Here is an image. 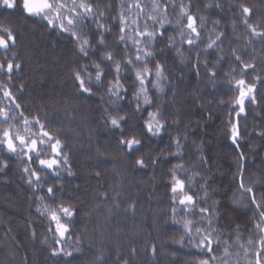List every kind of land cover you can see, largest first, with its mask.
<instances>
[{"label":"snow or ice","instance_id":"1","mask_svg":"<svg viewBox=\"0 0 264 264\" xmlns=\"http://www.w3.org/2000/svg\"><path fill=\"white\" fill-rule=\"evenodd\" d=\"M195 5L194 10L193 0H0L5 10L19 7L28 17L43 21L51 34L70 40L68 77L73 98H95L103 131L112 134L120 153L133 158L137 169L148 167L146 150L153 169L162 161L170 165L165 188L172 204L171 223L180 233L175 243L200 250L197 255L201 258L193 264H264V151H260L264 143H249L253 136L264 141V127L253 124L249 128L241 123L248 120L249 105L264 104V98H257L258 84H264V78L256 75L248 82L246 77L256 71V65L245 62L237 49H232V67L222 82L216 80L214 69L224 57L208 59L227 31H216L226 19L221 13L234 11L231 27L235 29L237 21L242 22L249 43L259 40L264 45V29L249 23L252 10L244 4L230 3L225 9L222 0H195ZM203 13L219 17L211 21L215 35L209 34L207 39L203 33L208 18ZM17 44L18 36L11 28L0 29V52L4 53L0 59L7 61L0 62V75L8 77L0 82V125H6L0 127V177L8 176L15 161L28 190L25 234L34 247L39 241L46 260L87 264L83 237L72 228L79 209L71 203H58L63 199V184L58 181L64 175H74L70 154L64 150L68 145L58 130L50 127L47 114L42 117L37 110L35 115H26L28 110L20 102L26 85L13 84L17 72L23 71V63L16 62L20 56ZM168 53L180 69L179 75L169 67ZM201 69L208 74L205 88L211 84L215 93L224 83V95L229 97L217 99L214 95L197 106L201 112L209 110L206 120L216 118L213 112L226 116L207 137L194 134L201 127L200 121L183 123V111L176 105L185 70L194 71L199 84ZM190 95L204 99L198 87ZM219 137L231 145L226 169L210 152ZM160 141L163 145L156 151ZM96 147L95 166L99 167L105 162L100 160L105 153L100 151L104 145L99 138ZM99 177L97 172L95 178ZM217 177H228L230 194L222 190ZM10 182L0 179V183ZM241 209L251 227L222 224L225 217ZM181 213L184 218L177 219ZM3 223L0 221V226ZM38 228L44 229L43 239L38 237ZM17 239L12 237L13 242ZM22 264H28L27 255Z\"/></svg>","mask_w":264,"mask_h":264},{"label":"trees","instance_id":"2","mask_svg":"<svg viewBox=\"0 0 264 264\" xmlns=\"http://www.w3.org/2000/svg\"><path fill=\"white\" fill-rule=\"evenodd\" d=\"M222 2L225 9L230 3L249 7L252 10L249 23L259 25L258 30L264 29V0ZM195 7L193 0L194 10ZM203 14L208 18L203 33L207 39L209 34L215 35L212 32L211 21L219 17ZM233 14L234 11L221 13L226 19L221 20V26L216 31L225 32V28L227 31L222 42L216 45L208 59L215 60L217 55L224 57L223 63L217 64L214 69L217 70L216 80L222 82L225 80L224 74L232 67V49H237L239 53L244 54L245 62H253L256 65V71L249 72L246 77L251 83L256 75L264 78V45L259 40L248 42L249 33L242 22L237 21L238 26L233 29L231 27ZM2 28H11L18 36L17 50L20 56L16 62L23 63V71L17 72L18 78L13 80V84L17 87L21 83L26 85L20 96V102L28 110L26 115H35L37 110H40L39 114L42 117L47 114L51 122L50 127L58 130V135L68 145L64 150L70 154L74 175H64L61 181H58L63 184V199L58 203H71L79 209L72 228L74 233L83 237L82 243L89 256L87 264H97L98 260L100 264H193L201 258L197 255L199 249L189 247L187 244L181 247L175 243L180 239V233L177 226L171 223L172 204L170 193L165 188V181L169 179L166 172L170 165L162 161L153 169L146 150L144 158L148 167L137 169L133 158L126 157L116 149L112 134L103 131V121L96 108L95 98H73L71 80L68 77V67L72 59L70 40L51 34L43 21L28 17L19 7L15 10L0 7V29ZM177 39L179 40V37ZM3 56L4 53L0 52V58ZM201 59H204L203 53ZM167 60L169 67L175 69V73L179 75L180 69L172 63L171 53L167 54ZM0 62L7 63L2 59ZM7 79V76L0 75V82ZM200 81L198 84L194 71L185 70V77L179 82L176 105L183 111V123L200 121L201 127L196 128L194 134L198 136L204 133L207 137L213 129L221 125L222 119H226V116L222 117L213 112L216 118L206 120L209 110L201 112L197 106L204 103L205 99L211 100L214 95L217 99L227 100L229 97L224 95L227 90L224 83H220V90L215 93L211 91V84H207V89L205 88L208 74L204 69L200 70ZM197 87L203 93L204 99H195L190 95ZM258 89L259 101L264 98V84H258ZM57 100L58 105L54 104ZM261 107H264V104L255 107L249 105L248 120L241 123H247L249 128L253 124L264 127V113L261 112ZM65 108H68L67 113ZM171 131L175 134V129ZM97 138L104 145L100 151L105 153L100 157V160L105 162L99 167L95 166L98 163ZM249 143L257 144L264 141L253 136ZM162 145L163 141H160L156 151H159ZM230 151V142L223 137H219L210 149L216 161L225 169L228 167L230 156L227 153ZM260 151H264V148ZM256 159L259 162L258 155ZM97 172L100 173L99 179L95 178ZM5 178L11 182L0 183V221L4 222L3 226H0V264H22L25 255L28 256V264H55V260H46L47 253L43 251L39 241L34 247L33 242L25 234V222L29 217L26 203L28 190L17 172L15 161L12 162L8 176L0 177ZM217 179L221 180L220 177ZM221 187L230 194L231 185L228 183V177L222 178ZM105 195L107 199H102L101 197ZM32 207L34 209L35 205ZM183 218L182 213L177 216V219ZM222 224L230 225L232 228L236 225L241 228L251 227L247 223L243 209L238 214H229ZM37 234L43 239L44 229L38 228ZM12 237L18 239L13 242ZM244 239H247V233L244 234Z\"/></svg>","mask_w":264,"mask_h":264},{"label":"rangeland","instance_id":"3","mask_svg":"<svg viewBox=\"0 0 264 264\" xmlns=\"http://www.w3.org/2000/svg\"><path fill=\"white\" fill-rule=\"evenodd\" d=\"M233 251H235V249H233Z\"/></svg>","mask_w":264,"mask_h":264}]
</instances>
